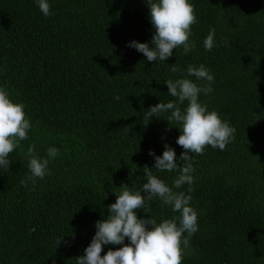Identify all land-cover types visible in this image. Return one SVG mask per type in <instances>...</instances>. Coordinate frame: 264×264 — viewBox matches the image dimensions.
Wrapping results in <instances>:
<instances>
[{"label": "trees", "instance_id": "trees-1", "mask_svg": "<svg viewBox=\"0 0 264 264\" xmlns=\"http://www.w3.org/2000/svg\"><path fill=\"white\" fill-rule=\"evenodd\" d=\"M48 3L46 17L36 0H0V87L25 106L32 124L9 154V169L0 168V264H77L119 188L136 191L147 182L145 165L172 187L179 171H156L149 152L162 156L167 144L182 166L180 125L167 122L170 112L149 121L144 115L175 99L169 79L204 86L187 76L189 65L201 64L214 82L199 102L235 128V139L223 151L207 146L192 154L194 190L173 189L191 195L198 215V231L184 234L182 264H264V0H189L195 49L185 55L181 46L155 62L128 46L154 47L146 0ZM210 29L215 46L207 51ZM33 144L51 173L35 186L27 180ZM50 147L59 149L54 159ZM145 210L138 218L158 224L180 216L159 198ZM122 246L104 245L101 256Z\"/></svg>", "mask_w": 264, "mask_h": 264}, {"label": "clouds", "instance_id": "clouds-1", "mask_svg": "<svg viewBox=\"0 0 264 264\" xmlns=\"http://www.w3.org/2000/svg\"><path fill=\"white\" fill-rule=\"evenodd\" d=\"M150 22L155 29L150 47L148 43L132 41L128 46L142 53L148 62L166 61L173 55V50L183 47L187 55L196 47L189 39L192 25L197 23L194 6L189 0H146ZM38 8L44 16L50 15L48 0H36ZM215 30L210 29L203 41V47L211 51L215 46ZM172 72L179 69L170 66ZM187 76H194L198 81H205L204 86H198L187 78L169 79L166 81L168 95L175 98L167 103H158L145 113L144 118L149 121L153 116L157 118L162 113L170 112L167 122H176L180 125L181 135L176 140L184 151L179 159L183 162L178 166L176 152L167 144L162 156H156L150 151L149 155L155 158L156 171L175 172L179 175L174 180L172 187L157 178L153 170L147 165L143 168L146 183L140 190H130L127 185H122L119 194H116L115 203L108 208L109 215L106 219L98 221L95 225L96 232L90 245L84 250V255L76 258L77 264H182L183 248L189 246V239L198 231L197 212L189 206L191 195H186L180 189L189 185L187 191L194 189L192 173L193 155H203L204 149L211 146L213 149L225 150L234 139L235 128L223 121L216 111H208L207 105L199 102V95H208L213 91L211 84L214 76L201 64L198 68L189 65ZM187 102V107L181 110L180 105ZM25 106L14 103L8 91L0 87V168L9 169L11 162L10 153L20 147V142L27 140L31 130V121L26 118ZM50 159L59 155V149L50 147L47 150ZM28 168L31 180L35 186L37 179H44L50 175L48 170L49 159H41L35 153V145L28 148ZM27 187V181H21ZM146 193L147 195H142ZM107 198V197H106ZM159 198L164 205L170 206L173 212H179V217L165 219L159 224L154 218L140 219L137 210L143 209L145 213L146 201ZM178 221V223H177ZM187 233V237L184 234ZM130 242L125 244V239ZM63 237L58 240L62 242ZM104 245H123L118 250H109L101 256ZM183 246V247H182Z\"/></svg>", "mask_w": 264, "mask_h": 264}]
</instances>
